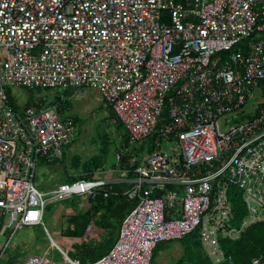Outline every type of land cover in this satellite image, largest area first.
<instances>
[{"label": "built area", "instance_id": "obj_1", "mask_svg": "<svg viewBox=\"0 0 264 264\" xmlns=\"http://www.w3.org/2000/svg\"><path fill=\"white\" fill-rule=\"evenodd\" d=\"M5 86L96 89L128 137L118 177L37 189L38 161L62 158L75 120L21 108ZM74 195L131 207L106 254L80 263L59 248L67 264H151L158 244L193 232L220 264L222 241L264 227V0H0V264L21 226ZM248 264H264V239Z\"/></svg>", "mask_w": 264, "mask_h": 264}, {"label": "rangeland", "instance_id": "obj_2", "mask_svg": "<svg viewBox=\"0 0 264 264\" xmlns=\"http://www.w3.org/2000/svg\"><path fill=\"white\" fill-rule=\"evenodd\" d=\"M64 89L41 90L5 86L7 95L16 104H20L21 108L31 99L38 104H41L42 100H51V105L59 108L63 115L70 114L74 117L73 142L62 147L63 159L53 163L39 160L36 165L33 183L42 192L51 190L60 183L72 181L76 176L85 173L84 167L90 159L95 157L99 158V164H93L90 172L102 171L112 166L115 162L116 150L125 144L123 130L115 126L110 109L96 89ZM55 91L58 93L54 96ZM257 100L259 98L255 96L249 101V109L252 108V104H256ZM139 144L137 146L141 148ZM100 177L107 178L109 174H101ZM107 210V203L88 201L86 196L79 195L51 203L45 210L43 224L21 226L16 231L9 246V254L17 263L32 254L45 255L46 253L50 260L58 264H66L59 246L73 261H77L75 255H79L84 246L100 244L98 247H105L101 239L106 232L104 218L109 217ZM78 215L81 219H86L87 216V223L82 235H75V237L67 231L78 229L73 221V218ZM109 222H113L112 216ZM89 223L91 228L88 229ZM6 241L7 235L0 236V245ZM199 253L201 262L207 255L203 251ZM15 254L18 255L15 257ZM182 254L183 247L177 240H173L159 252L154 264H175L174 262Z\"/></svg>", "mask_w": 264, "mask_h": 264}, {"label": "trees", "instance_id": "obj_3", "mask_svg": "<svg viewBox=\"0 0 264 264\" xmlns=\"http://www.w3.org/2000/svg\"><path fill=\"white\" fill-rule=\"evenodd\" d=\"M38 89V88H35ZM69 89V88H66ZM64 89V90H66ZM44 90V89H41ZM58 92H54V96L57 95ZM53 96V97H54ZM12 100V99H11ZM12 102L17 105L13 100ZM32 104H38L34 103L32 99L29 101L28 104L24 106H29ZM51 105V100H42L41 104H38V106L42 107H48ZM18 106V105H17ZM111 111V116L115 120V126L118 128L122 129L124 134H123V143H127L128 137L125 132V128L123 124L117 119L115 116L114 112L110 107H108ZM93 164H99V158L95 157L93 159H90L86 166L84 167V171L88 172L91 170V167ZM80 178V176L75 177V179ZM73 179V180H75ZM114 189L117 190H124L125 186H115ZM232 191V190H231ZM232 198V197H231ZM93 199V198H91ZM233 201H234V212H235V220L234 224L239 225L245 211H244V206L241 200L238 197L233 196ZM96 202H105L103 200L102 196H98L93 199ZM117 201H122V202H117ZM116 202V203H114ZM110 203V204H109ZM109 203H108V214L109 217L104 218V225L106 227V232L102 237V244L105 247H98V245H89V246H84L79 255H75V259H78L80 263H84L88 260H94L102 255L106 254L108 250L112 247L114 242L116 241L117 235H118V230L119 226L121 223L122 218L126 214V210L131 207V202H128L125 196H111L109 198ZM113 203V204H112ZM126 211V212H125ZM90 212V211H88ZM112 216V221L109 222V218ZM74 224L78 228L76 231H67L68 234H71L73 236L75 235H82V232L86 228V223H87V216L86 219H81V216L78 215L75 218H73ZM90 225V223L88 224ZM87 225V227H88ZM76 237V236H75ZM264 239V227L261 225H253L250 226L246 229V231L242 234L241 238L236 240V241H222V245L224 247L225 254L227 256H231V260H226L220 264H248L251 257H253L258 250V247L260 246L261 242ZM181 246L183 247V254L182 256L177 259L174 263L175 264H213L208 257H206L203 261H199V256H200V251H203L201 248L200 240H199V235L197 232H193L179 240H177ZM171 242V241H169ZM168 244V242H162L157 245L156 249L154 250L153 253V258H152V263L154 264V261L156 260L159 252ZM204 252V251H203ZM10 253V252H9ZM18 254H15V257ZM15 259L8 254V260L6 261V264H13L15 263ZM204 262V263H203Z\"/></svg>", "mask_w": 264, "mask_h": 264}, {"label": "crops", "instance_id": "obj_4", "mask_svg": "<svg viewBox=\"0 0 264 264\" xmlns=\"http://www.w3.org/2000/svg\"><path fill=\"white\" fill-rule=\"evenodd\" d=\"M29 89V88H28ZM18 106H21L20 104H17ZM61 159H63V156H62V158ZM44 162V161H43ZM124 168V164L123 163H121V164H119V163H117L116 162V160H115V162L113 163V165L112 166H109L108 168H106V169H104V170H102V171H94V172H90V171H88V172H85V173H81L80 175H78V176H80V178H82V177H86V178H100V179H111V178H116V177H118V175H119V173H120V170H122ZM101 174H109V177H107V178H102V177H100L101 176ZM78 176H76V177H78ZM78 179V178H77ZM64 183V182H63ZM61 184V183H60ZM59 185V184H58ZM57 185V186H58ZM57 186H55V187H57ZM117 187L118 186H120V185H116ZM122 186H125V188L127 187V185H125V184H123ZM55 187H53V188H55ZM53 188H51V189H53ZM47 191H49V190H47ZM47 191H45V192H47ZM87 197V196H86ZM92 197H87V200L88 201H93V202H96V201H94L93 199H91ZM96 198V197H95ZM103 200L105 201V203H109V199H105V198H103ZM128 201V200H127ZM117 202H122V201H117ZM129 202V201H128ZM96 203H98V202H96ZM114 203H116V202H114ZM110 204V203H109ZM113 204V203H112ZM128 210V209H127ZM126 210V211H127ZM125 211V212H126ZM107 214H108V211H107ZM89 228H91V225H88V229ZM119 231V230H118ZM104 232H105V230H104ZM58 246V245H57ZM58 248H60L59 246H58ZM61 249V248H60ZM62 250V249H61ZM63 251V250H62ZM64 253H65V251H63ZM67 256H68V254L67 253H65ZM45 255H47L46 253H45ZM70 259H71V257L70 256H68ZM23 261V260H22ZM21 261V262H22ZM74 261H76V260H74ZM77 262H79V260H77ZM19 263V262H18ZM67 264V263H66Z\"/></svg>", "mask_w": 264, "mask_h": 264}]
</instances>
